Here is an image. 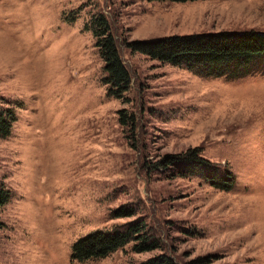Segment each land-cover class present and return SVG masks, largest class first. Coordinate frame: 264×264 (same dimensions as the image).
<instances>
[{"label": "rangeland", "instance_id": "obj_1", "mask_svg": "<svg viewBox=\"0 0 264 264\" xmlns=\"http://www.w3.org/2000/svg\"><path fill=\"white\" fill-rule=\"evenodd\" d=\"M98 15L130 74L121 97L103 80ZM221 30L264 31V0H0V111L15 117L0 137V264H264V63L236 76L128 45ZM191 151L232 187L160 163ZM137 218L158 249L73 257L80 237Z\"/></svg>", "mask_w": 264, "mask_h": 264}, {"label": "trees", "instance_id": "obj_2", "mask_svg": "<svg viewBox=\"0 0 264 264\" xmlns=\"http://www.w3.org/2000/svg\"><path fill=\"white\" fill-rule=\"evenodd\" d=\"M90 28L104 61L106 76L103 80L109 86L107 93L121 97L129 88L130 74L120 57L110 26L102 15H98L91 21ZM128 45L132 51L163 63L181 64L184 61L199 66L217 64L222 70L232 71L236 76L254 73L260 68L257 64L264 63V31L258 30H221L213 33L173 35L152 41H133ZM222 74L226 75L225 72ZM14 120V114L10 110L0 111V137L8 136ZM191 152L193 153L178 155L175 159H166L160 163L165 167L169 164L173 175L186 176L202 172V176L206 177L212 186L225 190L232 187L234 177L230 172H226L225 176L220 175L216 170L217 165L200 158L196 152ZM8 196L9 192L0 187V207L8 200ZM135 213L134 208L127 207L115 211L113 216L124 217ZM131 241L135 242V252L160 247V240L148 231L142 219L137 218L112 230L95 231L80 237L73 244V257L79 260L103 257ZM139 264L178 263L170 255L161 253Z\"/></svg>", "mask_w": 264, "mask_h": 264}]
</instances>
